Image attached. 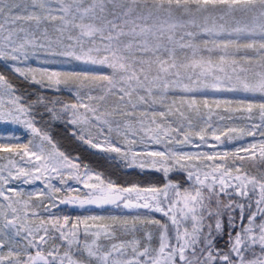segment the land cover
<instances>
[{"label": "snow or ice", "instance_id": "snow-or-ice-1", "mask_svg": "<svg viewBox=\"0 0 264 264\" xmlns=\"http://www.w3.org/2000/svg\"><path fill=\"white\" fill-rule=\"evenodd\" d=\"M0 264H264V0H0Z\"/></svg>", "mask_w": 264, "mask_h": 264}]
</instances>
